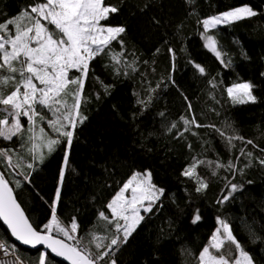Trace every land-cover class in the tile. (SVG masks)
Masks as SVG:
<instances>
[{
	"label": "trees",
	"instance_id": "1",
	"mask_svg": "<svg viewBox=\"0 0 264 264\" xmlns=\"http://www.w3.org/2000/svg\"><path fill=\"white\" fill-rule=\"evenodd\" d=\"M47 2L0 0V37L31 29ZM102 4L112 11L101 23L121 31L83 72H68L69 83L44 109L50 120L44 112L0 111V131L4 123L14 131L10 140L0 137V175L28 221L94 264H198L224 221L252 264H264V0ZM244 6L252 15L203 29L206 19ZM17 69L0 66V107L19 82ZM242 83L253 102L229 96ZM144 172L162 195L145 203L149 211L116 249L122 227L109 204ZM0 241L23 264H62L18 247L1 224Z\"/></svg>",
	"mask_w": 264,
	"mask_h": 264
},
{
	"label": "rangeland",
	"instance_id": "2",
	"mask_svg": "<svg viewBox=\"0 0 264 264\" xmlns=\"http://www.w3.org/2000/svg\"><path fill=\"white\" fill-rule=\"evenodd\" d=\"M111 11L112 9L103 6L102 0H48L45 5L35 10L37 19L31 29L8 41L0 37V66L13 72L17 69L18 61H22L17 65L19 82L6 99L5 106L0 107V111L13 117L19 112L29 114L30 118L44 112L47 121L50 120V113L47 114L44 109L53 104L56 96L69 83L68 72H83L89 59L120 33V28L107 27L101 23ZM252 13L247 6L235 8L206 19L203 29H213L248 17ZM41 19L53 25L54 34L41 23ZM202 41L205 48L222 61L214 40L202 34ZM11 80H14L12 76L5 79V82L10 83ZM228 94L236 103L254 101L249 83L230 87ZM55 111L58 112L56 108ZM70 116L65 114L64 118L72 125L74 121ZM71 132L66 131L69 135ZM13 136L12 125L4 123L0 137L10 140ZM41 145L39 141L37 146L41 148ZM161 195V190L153 186L149 172L136 173L124 184L109 204L113 217L121 222L122 227L116 240V249L136 227L142 212L149 211L150 207L145 203L155 202ZM54 222L52 218L49 226ZM46 234L49 235L50 231ZM44 254L43 252L42 261ZM198 264L252 262L233 240L227 224L221 221L199 255Z\"/></svg>",
	"mask_w": 264,
	"mask_h": 264
},
{
	"label": "water",
	"instance_id": "3",
	"mask_svg": "<svg viewBox=\"0 0 264 264\" xmlns=\"http://www.w3.org/2000/svg\"><path fill=\"white\" fill-rule=\"evenodd\" d=\"M0 224L15 245L43 251L62 264H94L66 241L36 231L18 204L12 189L0 175Z\"/></svg>",
	"mask_w": 264,
	"mask_h": 264
},
{
	"label": "built area",
	"instance_id": "4",
	"mask_svg": "<svg viewBox=\"0 0 264 264\" xmlns=\"http://www.w3.org/2000/svg\"><path fill=\"white\" fill-rule=\"evenodd\" d=\"M0 264H23L17 255L2 241H0Z\"/></svg>",
	"mask_w": 264,
	"mask_h": 264
}]
</instances>
